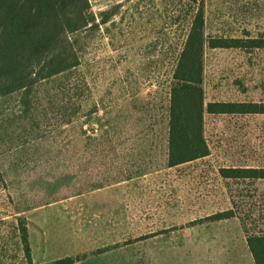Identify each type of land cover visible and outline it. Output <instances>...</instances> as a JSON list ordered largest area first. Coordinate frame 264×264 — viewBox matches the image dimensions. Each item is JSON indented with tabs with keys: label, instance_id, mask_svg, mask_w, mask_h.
Returning <instances> with one entry per match:
<instances>
[{
	"label": "rangeland",
	"instance_id": "rangeland-1",
	"mask_svg": "<svg viewBox=\"0 0 264 264\" xmlns=\"http://www.w3.org/2000/svg\"><path fill=\"white\" fill-rule=\"evenodd\" d=\"M199 1V0H198ZM210 39L264 36V0H202ZM81 66L0 100V264H254L264 233V115L204 116L208 157L170 168L173 73L190 0H89ZM205 106L264 104V49H205ZM233 212L234 218L211 221Z\"/></svg>",
	"mask_w": 264,
	"mask_h": 264
},
{
	"label": "trees",
	"instance_id": "trees-1",
	"mask_svg": "<svg viewBox=\"0 0 264 264\" xmlns=\"http://www.w3.org/2000/svg\"><path fill=\"white\" fill-rule=\"evenodd\" d=\"M197 8L173 73L169 110L168 165L176 168L209 156L204 135V116L264 115V104L210 103L205 106V49H264V36L257 39H210L205 35L202 0H190ZM89 0H0V100L23 93L30 105L34 89L41 83L68 74L81 66L82 48L78 33L99 29L115 13L101 15L100 23L91 13ZM225 180H264V169L221 170ZM234 218L233 212L210 220ZM21 242L28 264L31 260L28 229L20 223ZM248 248L254 264H264V233L248 235ZM72 258L51 264H74Z\"/></svg>",
	"mask_w": 264,
	"mask_h": 264
},
{
	"label": "crops",
	"instance_id": "crops-1",
	"mask_svg": "<svg viewBox=\"0 0 264 264\" xmlns=\"http://www.w3.org/2000/svg\"><path fill=\"white\" fill-rule=\"evenodd\" d=\"M75 264V263H74Z\"/></svg>",
	"mask_w": 264,
	"mask_h": 264
}]
</instances>
